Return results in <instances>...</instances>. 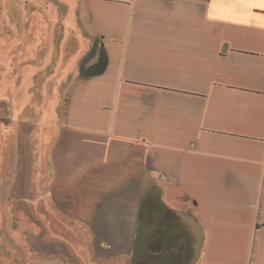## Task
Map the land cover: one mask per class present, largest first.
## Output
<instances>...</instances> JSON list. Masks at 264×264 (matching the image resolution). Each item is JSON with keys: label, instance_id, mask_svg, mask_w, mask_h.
<instances>
[{"label": "crops", "instance_id": "crops-1", "mask_svg": "<svg viewBox=\"0 0 264 264\" xmlns=\"http://www.w3.org/2000/svg\"><path fill=\"white\" fill-rule=\"evenodd\" d=\"M78 7L47 219L92 224L89 264H264V0Z\"/></svg>", "mask_w": 264, "mask_h": 264}, {"label": "rangeland", "instance_id": "rangeland-1", "mask_svg": "<svg viewBox=\"0 0 264 264\" xmlns=\"http://www.w3.org/2000/svg\"><path fill=\"white\" fill-rule=\"evenodd\" d=\"M78 5L0 0V264H89L105 255L92 224L47 219L40 202L46 168L44 177L34 168L41 156L46 162L63 92L90 44ZM116 258L114 264H135Z\"/></svg>", "mask_w": 264, "mask_h": 264}]
</instances>
